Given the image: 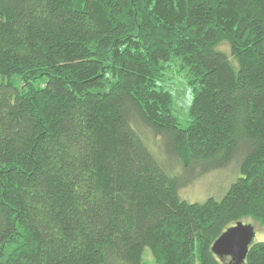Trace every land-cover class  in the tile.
Segmentation results:
<instances>
[{"label": "trees", "instance_id": "16d2710c", "mask_svg": "<svg viewBox=\"0 0 264 264\" xmlns=\"http://www.w3.org/2000/svg\"><path fill=\"white\" fill-rule=\"evenodd\" d=\"M235 160L222 198L181 197ZM244 220L264 225V0H0V264H230L212 246Z\"/></svg>", "mask_w": 264, "mask_h": 264}, {"label": "rangeland", "instance_id": "374dc122", "mask_svg": "<svg viewBox=\"0 0 264 264\" xmlns=\"http://www.w3.org/2000/svg\"><path fill=\"white\" fill-rule=\"evenodd\" d=\"M166 76L161 82L162 86L169 87L174 97V114L181 125L189 120V110L193 101V90L188 84L185 72L176 68V63L171 61ZM200 173L201 171L197 169ZM240 176L238 160L229 166L215 169L197 178L188 187L182 190L181 197L190 202H204L208 198L220 199L230 188L231 184ZM251 223L256 229L254 242L264 241V225L259 222L244 220ZM143 264H153L151 253L146 250ZM109 264H119L117 260H111ZM197 264H199L197 262Z\"/></svg>", "mask_w": 264, "mask_h": 264}, {"label": "water", "instance_id": "95a60500", "mask_svg": "<svg viewBox=\"0 0 264 264\" xmlns=\"http://www.w3.org/2000/svg\"><path fill=\"white\" fill-rule=\"evenodd\" d=\"M255 236L253 224L239 221L219 236L212 246V252L220 259L230 258V264H243Z\"/></svg>", "mask_w": 264, "mask_h": 264}]
</instances>
